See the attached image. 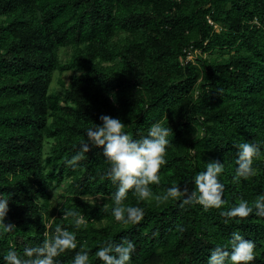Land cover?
Listing matches in <instances>:
<instances>
[{
  "label": "trees",
  "instance_id": "obj_1",
  "mask_svg": "<svg viewBox=\"0 0 264 264\" xmlns=\"http://www.w3.org/2000/svg\"><path fill=\"white\" fill-rule=\"evenodd\" d=\"M64 72L68 83L50 91ZM105 114L133 138L157 120L172 129L152 196L130 190L124 201L145 210L135 225L110 214L116 186L103 178L102 146L75 169L65 164ZM245 140L264 142V0H0V193L9 195L4 223L15 225L0 235V264L10 246L23 255L57 223L80 242L59 264H71L81 245L90 264H103L97 248L122 237L136 244L131 264H206L234 231L255 241L252 264H264V217L156 199L173 182L191 191L192 177L216 160L222 208L254 201L264 194V156L254 158L255 175L236 179L235 146ZM69 207L87 223L63 217Z\"/></svg>",
  "mask_w": 264,
  "mask_h": 264
},
{
  "label": "clouds",
  "instance_id": "obj_2",
  "mask_svg": "<svg viewBox=\"0 0 264 264\" xmlns=\"http://www.w3.org/2000/svg\"><path fill=\"white\" fill-rule=\"evenodd\" d=\"M101 123H92L86 130V139L81 141L78 150L65 160V164L75 169L78 162L85 157L91 147L102 146L103 158L108 164L104 177L116 186L111 193L114 207L110 214L115 221L123 225H135L140 222L145 210L139 205H125L124 201L131 190L139 200L152 196L150 185L159 184V170L166 163L165 154L171 144L169 135L172 129L168 122L157 120L151 123L147 134L133 138L124 131L125 124L119 118L101 115ZM235 178L247 179L255 175L254 158L264 156V142L238 143L236 146ZM224 170L222 162L211 160L206 163L203 171L192 177L194 188L189 191L187 185L181 188L177 182L167 187L156 199L160 202L179 201L181 206L199 204L207 211L210 208L221 209L220 214L227 218L247 217L250 213L264 217V194L254 201L240 198L237 203L222 208L226 203L223 199L224 185L220 174ZM9 195L0 193V235L15 229V225L5 224L8 212ZM106 210H107V206ZM63 217L71 218L74 226L79 228L87 223L85 215L77 208L69 207L63 211ZM80 242L76 231H70L59 223L54 231L41 244L25 247L23 255L15 246H10L2 257L3 264H59L56 259L61 253L77 249ZM136 249L133 240L122 237L120 242L104 241L96 250L95 256L103 264H131L132 254ZM255 241L245 238L239 231L231 233L226 245L220 244L210 250L206 264H252L257 253ZM71 264H90L89 250L81 245L75 253Z\"/></svg>",
  "mask_w": 264,
  "mask_h": 264
},
{
  "label": "rangeland",
  "instance_id": "obj_3",
  "mask_svg": "<svg viewBox=\"0 0 264 264\" xmlns=\"http://www.w3.org/2000/svg\"><path fill=\"white\" fill-rule=\"evenodd\" d=\"M71 53L70 48H64L59 51V55L62 61H65L66 59L69 58ZM71 73L69 72H64L63 74H55L54 78L51 83L50 91H55V92H60L61 91V84L60 82H64L65 84L68 83L69 77ZM63 194V188H59L57 192H52L51 199H50V206L52 208L58 206V204L61 202V195Z\"/></svg>",
  "mask_w": 264,
  "mask_h": 264
},
{
  "label": "built area",
  "instance_id": "obj_4",
  "mask_svg": "<svg viewBox=\"0 0 264 264\" xmlns=\"http://www.w3.org/2000/svg\"><path fill=\"white\" fill-rule=\"evenodd\" d=\"M210 22V21H209ZM211 23V22H210ZM188 59H190V58H192L190 55H188V57H187Z\"/></svg>",
  "mask_w": 264,
  "mask_h": 264
}]
</instances>
